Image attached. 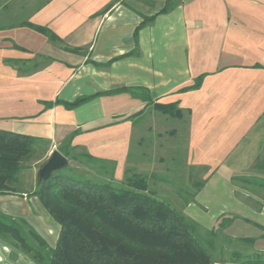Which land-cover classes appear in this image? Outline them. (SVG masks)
<instances>
[{
	"label": "crops",
	"instance_id": "crops-1",
	"mask_svg": "<svg viewBox=\"0 0 264 264\" xmlns=\"http://www.w3.org/2000/svg\"><path fill=\"white\" fill-rule=\"evenodd\" d=\"M122 87L132 91L109 92ZM135 87L183 111L186 167L200 179H191L193 200H172L207 229L234 217L224 232L264 252V190L232 181L264 178L254 168L264 155V0H0V129L46 139L44 159L70 139L114 162L120 181L135 124L173 118ZM36 162L23 169L19 192L0 195V212L26 220L53 247L60 226L30 194ZM0 264L35 263L0 239Z\"/></svg>",
	"mask_w": 264,
	"mask_h": 264
},
{
	"label": "trees",
	"instance_id": "trees-1",
	"mask_svg": "<svg viewBox=\"0 0 264 264\" xmlns=\"http://www.w3.org/2000/svg\"><path fill=\"white\" fill-rule=\"evenodd\" d=\"M170 7L168 1L162 11ZM25 24L52 42H61L48 28ZM202 77L196 79L193 88L199 86ZM134 90L146 105L183 119V111L176 103L153 102L146 89ZM120 91L132 89L122 87L109 92ZM86 98L64 104L72 108ZM48 148L44 138L0 129V195L19 192L23 169L32 161L40 167ZM58 150L68 160L88 167L92 176L71 172L68 166L37 181L30 193L39 198L60 226L55 245H48L26 220L0 212V239L27 254L35 264H264V252L251 250L252 238L232 237L224 232L234 217H221L213 228H204L185 214L171 195L159 196L150 188L153 173L136 172L127 166L123 178L116 181L114 162L78 150L70 139ZM254 168L264 172V155L256 160ZM232 181L242 188L264 190L262 177L233 176ZM173 194L185 198L179 191ZM188 195L194 199L193 192Z\"/></svg>",
	"mask_w": 264,
	"mask_h": 264
},
{
	"label": "rangeland",
	"instance_id": "rangeland-1",
	"mask_svg": "<svg viewBox=\"0 0 264 264\" xmlns=\"http://www.w3.org/2000/svg\"><path fill=\"white\" fill-rule=\"evenodd\" d=\"M160 115L165 114L160 112ZM160 117L135 124L127 166L136 172L153 173L149 179L150 188L159 196L171 195V199L176 200V193H173L179 191L188 196L195 189L191 179L198 180L200 176L186 167L185 121ZM68 166L72 168L71 172L92 176L88 167L75 160H69L68 165L60 170Z\"/></svg>",
	"mask_w": 264,
	"mask_h": 264
},
{
	"label": "water",
	"instance_id": "water-1",
	"mask_svg": "<svg viewBox=\"0 0 264 264\" xmlns=\"http://www.w3.org/2000/svg\"><path fill=\"white\" fill-rule=\"evenodd\" d=\"M68 165V159L58 149L51 150L48 157L37 169L38 181H44L53 172L58 171Z\"/></svg>",
	"mask_w": 264,
	"mask_h": 264
}]
</instances>
